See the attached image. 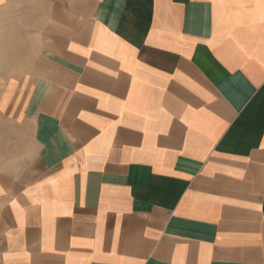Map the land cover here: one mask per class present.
<instances>
[{
	"label": "crops",
	"instance_id": "crops-1",
	"mask_svg": "<svg viewBox=\"0 0 264 264\" xmlns=\"http://www.w3.org/2000/svg\"><path fill=\"white\" fill-rule=\"evenodd\" d=\"M0 46V264H264V0H0Z\"/></svg>",
	"mask_w": 264,
	"mask_h": 264
},
{
	"label": "rangeland",
	"instance_id": "rangeland-1",
	"mask_svg": "<svg viewBox=\"0 0 264 264\" xmlns=\"http://www.w3.org/2000/svg\"><path fill=\"white\" fill-rule=\"evenodd\" d=\"M6 9V8H5ZM9 46H0V80L2 78H7L8 76H12L13 74L17 73L18 71L22 70V68L16 67V63L13 62V60H10L9 57ZM6 102L5 99L2 100V103ZM2 105H0L1 107ZM0 113V123H11L16 126V133L17 138L19 134V138H25L27 137V131H24V120L22 118V115L18 114V112L12 111L8 112L5 110Z\"/></svg>",
	"mask_w": 264,
	"mask_h": 264
}]
</instances>
